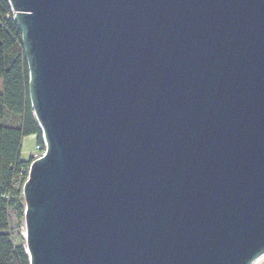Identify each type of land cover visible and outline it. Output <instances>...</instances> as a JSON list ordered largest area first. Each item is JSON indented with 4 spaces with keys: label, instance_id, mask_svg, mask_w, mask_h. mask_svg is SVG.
<instances>
[{
    "label": "water",
    "instance_id": "95a60500",
    "mask_svg": "<svg viewBox=\"0 0 264 264\" xmlns=\"http://www.w3.org/2000/svg\"><path fill=\"white\" fill-rule=\"evenodd\" d=\"M44 152L29 264L264 252V0H8Z\"/></svg>",
    "mask_w": 264,
    "mask_h": 264
},
{
    "label": "trees",
    "instance_id": "16d2710c",
    "mask_svg": "<svg viewBox=\"0 0 264 264\" xmlns=\"http://www.w3.org/2000/svg\"><path fill=\"white\" fill-rule=\"evenodd\" d=\"M44 147L42 131L32 113L28 67L21 32L8 0H0V264H29L25 240L9 233V211L24 219L22 186L33 158H21L25 137Z\"/></svg>",
    "mask_w": 264,
    "mask_h": 264
},
{
    "label": "rangeland",
    "instance_id": "374dc122",
    "mask_svg": "<svg viewBox=\"0 0 264 264\" xmlns=\"http://www.w3.org/2000/svg\"><path fill=\"white\" fill-rule=\"evenodd\" d=\"M43 152H44V147H41L36 143L34 136L25 137L23 139L21 145V153H20L22 159L24 160H28L30 158L35 159L36 157L40 156ZM8 229L12 238L16 236L22 237L25 232L24 219L17 217L12 210L9 211ZM252 264H264V260L256 261Z\"/></svg>",
    "mask_w": 264,
    "mask_h": 264
},
{
    "label": "bare ground",
    "instance_id": "6f19581e",
    "mask_svg": "<svg viewBox=\"0 0 264 264\" xmlns=\"http://www.w3.org/2000/svg\"><path fill=\"white\" fill-rule=\"evenodd\" d=\"M262 260H264V252L261 253L259 256H257V257L252 261V263H254V262H256V261H262ZM252 263H251V264H252Z\"/></svg>",
    "mask_w": 264,
    "mask_h": 264
},
{
    "label": "built area",
    "instance_id": "2783aa9c",
    "mask_svg": "<svg viewBox=\"0 0 264 264\" xmlns=\"http://www.w3.org/2000/svg\"><path fill=\"white\" fill-rule=\"evenodd\" d=\"M44 149H45V145H44ZM39 157V156H38ZM37 158V157H36Z\"/></svg>",
    "mask_w": 264,
    "mask_h": 264
},
{
    "label": "crops",
    "instance_id": "0c3cea01",
    "mask_svg": "<svg viewBox=\"0 0 264 264\" xmlns=\"http://www.w3.org/2000/svg\"><path fill=\"white\" fill-rule=\"evenodd\" d=\"M29 137H31V136H29Z\"/></svg>",
    "mask_w": 264,
    "mask_h": 264
}]
</instances>
